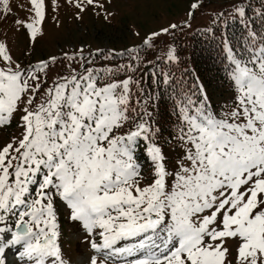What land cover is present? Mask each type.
Here are the masks:
<instances>
[{"label":"snow or ice","instance_id":"1","mask_svg":"<svg viewBox=\"0 0 264 264\" xmlns=\"http://www.w3.org/2000/svg\"><path fill=\"white\" fill-rule=\"evenodd\" d=\"M207 2L194 0L183 25L147 35L144 50L191 27ZM63 3L77 20L104 7ZM19 7L26 15L13 17L15 30L35 45L60 0ZM12 13L0 0V24ZM228 15L244 21L246 11L233 4ZM243 26L239 48L221 40L233 95L219 109L198 76L177 78L167 42L155 59L168 70L148 60L136 77L145 64L137 48L103 54L127 64L96 67L83 48L23 63L0 41V132L17 129L0 143V264L13 250L17 264H72L61 215L92 250L81 264H264V34ZM165 97L175 120L161 126L154 110Z\"/></svg>","mask_w":264,"mask_h":264},{"label":"rangeland","instance_id":"2","mask_svg":"<svg viewBox=\"0 0 264 264\" xmlns=\"http://www.w3.org/2000/svg\"><path fill=\"white\" fill-rule=\"evenodd\" d=\"M193 2L194 0H97V3L104 4V7H89L82 14V19L77 20L74 18L76 10L60 0L59 8L49 7L48 9L47 19L43 25V38L39 39L35 45H30L23 31L16 32L13 23V17H25L26 13L19 5L26 4L27 0H11L13 13L7 23L0 24V41L8 43L13 57L23 63H36L50 56H56L60 60L63 53L71 54L83 48L86 56L89 53L94 54L95 66L102 67L111 62L104 60L103 55H95L97 49L107 52L141 47L140 55L142 56L147 52L142 47L143 39L170 24L183 25L189 19L187 15L189 5ZM233 4L246 9L247 5H253V0H243L242 3L240 0H208L206 7L194 12V19L190 20L191 27L181 28L182 34L188 39L197 30L208 31L212 28L214 18L216 22L223 23L225 18L233 17L228 15L232 11ZM255 9L257 10L256 5ZM218 13H223L219 20L216 19ZM106 15L108 19H105ZM173 31L155 41V47L148 49L147 60L151 58V55L155 58L163 55L167 47H174ZM206 86L212 94L220 95V97L213 95L212 104L215 108L219 109L231 101L233 93L228 82L221 81L206 84ZM220 101L222 103L219 104ZM16 130L15 122H13L6 131L0 132V143L6 141ZM165 151L168 150L165 149ZM141 159L147 166V161L142 155ZM60 220L64 229L61 244L65 259H70L73 264H81L92 254V250L87 244L81 242L80 234H74L67 227L63 215ZM119 262L115 261V264ZM8 264H17L13 255L8 258Z\"/></svg>","mask_w":264,"mask_h":264},{"label":"trees","instance_id":"3","mask_svg":"<svg viewBox=\"0 0 264 264\" xmlns=\"http://www.w3.org/2000/svg\"><path fill=\"white\" fill-rule=\"evenodd\" d=\"M246 15L248 16V28L264 34V1L253 0L252 6H246ZM243 25L244 23L237 18L229 17L225 23L217 22L213 24L211 31L194 32L188 39L182 34V29L176 30L173 33L172 40L179 57V64L172 65L171 68L176 73L177 78L183 75L184 79L192 83L198 76L207 85L221 81L226 82L225 68L227 63L222 52L221 40L226 37L234 46L239 48L243 43L241 38L246 32ZM246 39L247 37L244 36V40ZM142 47L144 50L145 47ZM147 52L144 55H148ZM153 56L151 55V58L155 59ZM128 62L127 57L119 58L118 64H127ZM155 63L159 64L160 61L155 60ZM162 66V68L168 70L167 65ZM151 67L152 65L145 63L134 75L136 77L144 75ZM170 112V101L165 97L162 102H158V107L154 110L157 123L163 126L165 122H173L175 117H170ZM164 135H168V133L165 131Z\"/></svg>","mask_w":264,"mask_h":264},{"label":"bare ground","instance_id":"4","mask_svg":"<svg viewBox=\"0 0 264 264\" xmlns=\"http://www.w3.org/2000/svg\"><path fill=\"white\" fill-rule=\"evenodd\" d=\"M14 252H15V250H13V252H10L8 258H10L11 255H13ZM13 256H15V255H13Z\"/></svg>","mask_w":264,"mask_h":264}]
</instances>
